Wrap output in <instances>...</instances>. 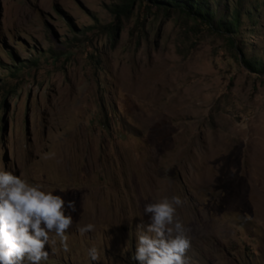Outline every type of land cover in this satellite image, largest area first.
<instances>
[{"label":"rangeland","instance_id":"rangeland-1","mask_svg":"<svg viewBox=\"0 0 264 264\" xmlns=\"http://www.w3.org/2000/svg\"><path fill=\"white\" fill-rule=\"evenodd\" d=\"M210 5L238 35L143 0H0V170L76 208L41 264H139L144 207L172 196L191 264H264V75L239 63L264 0Z\"/></svg>","mask_w":264,"mask_h":264},{"label":"clouds","instance_id":"clouds-1","mask_svg":"<svg viewBox=\"0 0 264 264\" xmlns=\"http://www.w3.org/2000/svg\"><path fill=\"white\" fill-rule=\"evenodd\" d=\"M182 205L179 196L145 205L148 223L138 225L136 232L134 259L139 264H191L187 255L190 230L177 215ZM66 207L76 211L74 201L66 205L62 196L0 170V264H41L49 257L45 246H55L57 238L63 251H69L66 233L73 217L66 214ZM94 229L92 223L78 227L82 235ZM88 255L92 261L100 259L96 247L90 248Z\"/></svg>","mask_w":264,"mask_h":264},{"label":"trees","instance_id":"trees-1","mask_svg":"<svg viewBox=\"0 0 264 264\" xmlns=\"http://www.w3.org/2000/svg\"><path fill=\"white\" fill-rule=\"evenodd\" d=\"M149 6L157 9H173L183 13L189 18L199 21L214 30L226 35H238L241 14L240 10H234L231 16L219 17L211 7L214 0H143ZM249 16V15H248ZM233 42V39L231 40ZM240 65L249 73L264 75V51L261 58L256 56L241 57Z\"/></svg>","mask_w":264,"mask_h":264},{"label":"water","instance_id":"water-1","mask_svg":"<svg viewBox=\"0 0 264 264\" xmlns=\"http://www.w3.org/2000/svg\"><path fill=\"white\" fill-rule=\"evenodd\" d=\"M25 134L28 137L30 135V123H29V120H28L27 117H26V120H25Z\"/></svg>","mask_w":264,"mask_h":264}]
</instances>
